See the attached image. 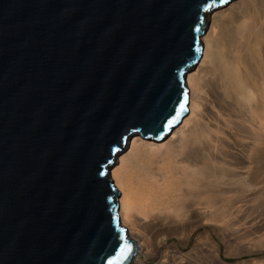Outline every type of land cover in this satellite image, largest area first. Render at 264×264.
Here are the masks:
<instances>
[{
	"label": "water",
	"instance_id": "1",
	"mask_svg": "<svg viewBox=\"0 0 264 264\" xmlns=\"http://www.w3.org/2000/svg\"><path fill=\"white\" fill-rule=\"evenodd\" d=\"M227 1L0 0V264L129 263L108 168L186 114L205 12Z\"/></svg>",
	"mask_w": 264,
	"mask_h": 264
},
{
	"label": "bare ground",
	"instance_id": "2",
	"mask_svg": "<svg viewBox=\"0 0 264 264\" xmlns=\"http://www.w3.org/2000/svg\"><path fill=\"white\" fill-rule=\"evenodd\" d=\"M203 20L186 114L159 141L131 135L107 171L128 264H212V225L264 228L260 211L246 215L264 196V0H229Z\"/></svg>",
	"mask_w": 264,
	"mask_h": 264
},
{
	"label": "rangeland",
	"instance_id": "3",
	"mask_svg": "<svg viewBox=\"0 0 264 264\" xmlns=\"http://www.w3.org/2000/svg\"><path fill=\"white\" fill-rule=\"evenodd\" d=\"M128 148L129 147L123 146L124 151H127ZM260 205L261 206H259L255 210L253 209V211L246 213L249 219L251 216L250 214H252V212L254 214V211L256 210V214H259L260 211V213L264 215V196L262 197ZM253 214L251 217L256 216L255 214ZM246 220L247 218L244 219L245 222ZM244 221L240 222L238 226L235 225L232 226V229L227 228L226 230H219L212 225V264H264V262H259V260L261 261V259L264 260V228L262 230H254V228H252L251 231H253H249L250 233L248 231L242 232V230H239V228L241 223H243ZM201 231H203L202 228H199L198 232L191 236L190 240L184 248V251L189 250L194 245L195 240L199 239V242H201V240L203 239V236L201 235L203 234V232ZM199 233L200 237L197 239V235ZM231 235H233L234 237ZM215 258L219 259L214 260ZM153 263L154 262H152L151 260L147 261V264Z\"/></svg>",
	"mask_w": 264,
	"mask_h": 264
},
{
	"label": "snow or ice",
	"instance_id": "4",
	"mask_svg": "<svg viewBox=\"0 0 264 264\" xmlns=\"http://www.w3.org/2000/svg\"><path fill=\"white\" fill-rule=\"evenodd\" d=\"M194 31H200V28H199V26L197 25L196 27H194Z\"/></svg>",
	"mask_w": 264,
	"mask_h": 264
}]
</instances>
